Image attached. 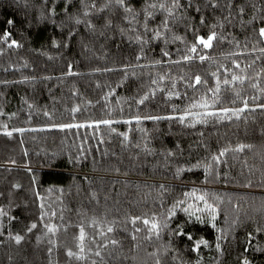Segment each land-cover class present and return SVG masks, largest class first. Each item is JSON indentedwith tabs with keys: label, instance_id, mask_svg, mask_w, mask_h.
Returning <instances> with one entry per match:
<instances>
[{
	"label": "trees",
	"instance_id": "16d2710c",
	"mask_svg": "<svg viewBox=\"0 0 264 264\" xmlns=\"http://www.w3.org/2000/svg\"><path fill=\"white\" fill-rule=\"evenodd\" d=\"M261 27L264 0H0V264H264Z\"/></svg>",
	"mask_w": 264,
	"mask_h": 264
},
{
	"label": "snow or ice",
	"instance_id": "6c2138e0",
	"mask_svg": "<svg viewBox=\"0 0 264 264\" xmlns=\"http://www.w3.org/2000/svg\"><path fill=\"white\" fill-rule=\"evenodd\" d=\"M118 2L122 3L123 0H118ZM173 6H174V7H179V0H173ZM150 7L155 8L156 5H155V4H151ZM161 7H163V5H161ZM169 15H172V12H171L170 10H169ZM9 23H12V21H9ZM167 23H168V21L165 20V21H164V26H165V27H167ZM202 23H203V21H202ZM8 35H9L8 33H4V39H5V40L8 39ZM156 35L158 36L159 33H157ZM259 36L262 37V38H264V27H261V28L259 29ZM215 39H216V33L213 32L212 34H210L209 36H207L206 39L203 38V37H199V38H197V43H198L199 45H202L204 48H209V47H211V45H212V41L215 40ZM12 44L15 45L16 42H15V41H12ZM261 51H264V49H261ZM190 52H192V53H196V52H197V47H196L195 44L191 47ZM164 55L167 56L168 53L165 52ZM188 59H190V57L186 56V57H185V60H188ZM200 59L203 60L204 57H203V56H200ZM233 79H237V78H236V77H233ZM224 83H225V84H228L229 81L225 80ZM195 84H197V85L201 84V78H200L199 76H196V77H195ZM218 90H219V89L217 88V91H218ZM147 98H148L147 96L144 97V99H147ZM140 102L143 103V100H141ZM196 106H199V107H201V108H205V109H207V108L213 107V104H209L207 100H204V101H203L202 103H200L199 105H193V107H196ZM245 107H247V105H245ZM238 111H243V109H240V110H231V109H227V108L222 109L223 116H227V115L229 114V112H232L233 115H237ZM201 115H202V116H218L219 114L216 113V112H212V111H206V112L202 113ZM138 119H139V118H138ZM154 119H161V118H160V117H155ZM179 119H180L181 122H183V121L186 119V117H183V116H182V117H180ZM100 123H103V124H105V125H110L111 123H113V121H111V120H104V121H101ZM83 126H84V125H64V126H61V127H83ZM7 135H11V133L9 132V133H7ZM242 147H243V146H241V148H242ZM220 155L223 156L224 153L221 152ZM213 159H217V158L214 157ZM200 199H203V198L200 197ZM205 207H206L210 212H212V213L215 212V209H213L210 205L205 204ZM212 218L215 219V216L213 215ZM144 223L147 224L148 221H144ZM35 227H36V224H33V225L31 226V228H35ZM151 227H152L153 229H156V228L158 227V225L155 224V223H153V224L151 225ZM29 230H31V229H29ZM48 230H49L50 232H54V231H55V229L52 228V227H49ZM108 231L110 232V231H112V229L109 228ZM21 239H22L21 236H16V237H15V240H16L17 243H19V242L21 241ZM80 239H81V240L84 239V233H83V230H81ZM189 239H191V237H189ZM200 244H205V245H206V241H203V240L199 241V242L197 243V245H196V248H199ZM81 250H83V249H81ZM69 255L71 256L72 253L70 252ZM97 255H99V253H97ZM245 264H247V262H245Z\"/></svg>",
	"mask_w": 264,
	"mask_h": 264
}]
</instances>
